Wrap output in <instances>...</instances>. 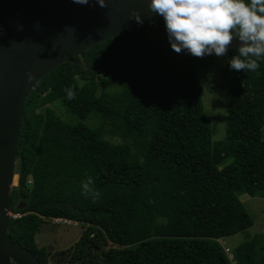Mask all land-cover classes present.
Returning a JSON list of instances; mask_svg holds the SVG:
<instances>
[{"label":"trees","instance_id":"16d2710c","mask_svg":"<svg viewBox=\"0 0 264 264\" xmlns=\"http://www.w3.org/2000/svg\"><path fill=\"white\" fill-rule=\"evenodd\" d=\"M167 38L157 18L62 63L28 94L11 188V212L20 216L10 217L9 235L42 264V217L87 225L66 249L77 250L71 258L80 264H264L263 234L235 247L233 260L220 243L253 225L239 196L264 197V60L254 73L227 62L226 132L214 140L196 71L209 58L143 62L164 48L150 44ZM55 101L70 121L45 106ZM91 117L98 126L85 123ZM103 124L134 148L106 139ZM88 176L100 193L95 202L82 195Z\"/></svg>","mask_w":264,"mask_h":264},{"label":"water","instance_id":"95a60500","mask_svg":"<svg viewBox=\"0 0 264 264\" xmlns=\"http://www.w3.org/2000/svg\"><path fill=\"white\" fill-rule=\"evenodd\" d=\"M105 4L0 1V264H42L9 235L11 188L17 179L15 154L28 94L62 63L161 17L149 12L148 0H105ZM133 10L141 13L142 23L130 17ZM238 44L234 39L229 48Z\"/></svg>","mask_w":264,"mask_h":264},{"label":"clouds","instance_id":"9594fccd","mask_svg":"<svg viewBox=\"0 0 264 264\" xmlns=\"http://www.w3.org/2000/svg\"><path fill=\"white\" fill-rule=\"evenodd\" d=\"M87 4L88 0H74ZM106 7L105 0H97ZM150 13L163 18L171 48L176 53L203 58L205 55L226 56L234 39L239 40L236 54L228 58L229 67L254 73L264 60V0H148ZM130 17L142 23L139 11ZM30 78V74H29ZM69 99L76 96L73 88L65 89ZM82 195L94 202L100 193L91 176L81 183ZM76 222V221H75Z\"/></svg>","mask_w":264,"mask_h":264},{"label":"rangeland","instance_id":"374dc122","mask_svg":"<svg viewBox=\"0 0 264 264\" xmlns=\"http://www.w3.org/2000/svg\"><path fill=\"white\" fill-rule=\"evenodd\" d=\"M136 44L138 47L144 45L143 41L136 42ZM159 44L160 43H156V45ZM228 58V55L223 57L211 56L206 61L208 64L207 67H205L204 69L197 68L196 70L198 78L203 83L204 88V94L202 96L204 112L208 116L210 121L215 124V130L213 134L214 140L223 139L226 132V116L230 93L228 89L221 88L220 82L222 72L227 64ZM194 61L195 60H191V63H193ZM82 96H85L83 92ZM45 106L54 110L56 114H58L63 120L70 121V118L68 117L65 107L61 103V101L51 102L46 104ZM85 123L90 126H98L99 120L91 117L85 120ZM102 134L111 142L132 145L131 138H123L117 134L111 133L109 131V126L106 124L102 125ZM132 148H134L133 145ZM13 184L14 186L17 185V179L14 180ZM239 198L251 214L253 218V225L245 231H240L238 233L220 239V243L223 245L225 250H227L229 257L230 255L232 256L233 250L240 243L259 234L264 235V197H251L247 194H243L240 195ZM86 226V224L66 219L53 217L51 219H46L45 217H42L39 230L35 235V242L37 246L46 247V252L48 253L47 264H80L79 262H76L77 260L75 259L78 258H76L74 255L73 256L75 257V259L71 258V253L75 254L77 250L75 249V252H73L72 250L67 252L66 249L71 247L85 230H88ZM108 247L109 245L105 248ZM83 250L89 252L87 253V255L91 257L94 252L96 254V250L90 249L87 251L86 248H83ZM230 259L233 260L232 257H230Z\"/></svg>","mask_w":264,"mask_h":264},{"label":"flooded vegetation","instance_id":"af4514ba","mask_svg":"<svg viewBox=\"0 0 264 264\" xmlns=\"http://www.w3.org/2000/svg\"><path fill=\"white\" fill-rule=\"evenodd\" d=\"M3 1V0H0ZM142 42V41H141ZM143 43L145 44L146 42L143 41ZM153 47L160 48V46L162 45L164 48L163 50H156L154 53L152 54H144V60L143 62H146L147 59H152V60H161L165 63V65L170 64V65H176L181 63L182 61H187L188 59H193L194 56L188 54L186 51H182L181 53H176L170 46L169 40L167 38V40L165 42H162L159 45H156V43L150 44ZM236 48H229L228 52L226 55H228L229 57V52L230 51H235ZM211 56H215L213 55H205L203 58H209ZM216 57V56H215ZM189 60V61H190ZM188 62V61H187ZM208 66V64H207ZM206 66V67H207Z\"/></svg>","mask_w":264,"mask_h":264},{"label":"built area","instance_id":"2783aa9c","mask_svg":"<svg viewBox=\"0 0 264 264\" xmlns=\"http://www.w3.org/2000/svg\"><path fill=\"white\" fill-rule=\"evenodd\" d=\"M9 214H10V217H12V218H16V217H19L20 216L19 213H13V212H11ZM226 252H227V250H226ZM230 257H232V256L230 255Z\"/></svg>","mask_w":264,"mask_h":264},{"label":"crops","instance_id":"0c3cea01","mask_svg":"<svg viewBox=\"0 0 264 264\" xmlns=\"http://www.w3.org/2000/svg\"><path fill=\"white\" fill-rule=\"evenodd\" d=\"M41 221H42V219H41ZM49 229V228H48ZM40 247V246H39ZM45 249H46V247H44ZM47 251V250H46ZM47 264V263H46Z\"/></svg>","mask_w":264,"mask_h":264}]
</instances>
